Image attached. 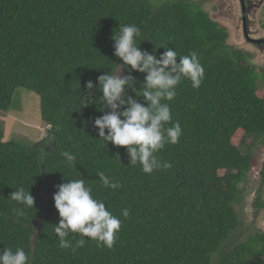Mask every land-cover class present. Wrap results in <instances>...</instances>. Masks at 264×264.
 Listing matches in <instances>:
<instances>
[{
    "label": "trees",
    "instance_id": "16d2710c",
    "mask_svg": "<svg viewBox=\"0 0 264 264\" xmlns=\"http://www.w3.org/2000/svg\"><path fill=\"white\" fill-rule=\"evenodd\" d=\"M125 24L141 29L139 47L156 48L157 58L163 47L195 51L204 68L198 89L184 79L167 101L172 122L165 127L179 122L183 134L157 153L172 167L152 174L131 165L125 147L99 138L93 123L102 93L82 105L87 81L119 71L112 36ZM228 37L195 0H0V112L25 89L40 98L49 127L47 139L27 144L5 141L0 125V252L23 247L30 264H264V232L244 231L239 213L256 152H264V68L258 74ZM131 75L142 89L145 74ZM64 151L76 156L72 165ZM98 172L120 187L105 188ZM81 178L122 221L111 249L90 238L75 247V233L72 248L60 247L53 195ZM20 187L30 188L35 207L9 198ZM254 192L258 217L264 165Z\"/></svg>",
    "mask_w": 264,
    "mask_h": 264
},
{
    "label": "clouds",
    "instance_id": "9594fccd",
    "mask_svg": "<svg viewBox=\"0 0 264 264\" xmlns=\"http://www.w3.org/2000/svg\"><path fill=\"white\" fill-rule=\"evenodd\" d=\"M118 33H114L113 55L121 62L115 63L119 71L105 72L97 78V83L86 82L88 95L82 99V105L95 102L90 97L96 92L103 107L99 108L101 116L95 118L93 127L98 130L99 138L105 144L111 142L114 146L125 147L130 157V164L141 165L145 174H152L155 170L169 169L170 162L161 161L157 153L166 144H177L183 134L179 122L172 123V112L169 103L176 96V88L182 80L187 79L193 88L198 89L204 79V68L198 54L193 51L187 55H180L176 49L169 47L159 55H155L156 48L150 53L139 47L144 40L140 39L141 29L135 24L119 25ZM179 57V62H177ZM145 74L142 89H135L137 79L131 72ZM126 88L132 89L136 97H142L144 103L131 96ZM107 130V134H105ZM61 155L70 165L76 156L68 151ZM98 177L105 188L113 190L120 185L104 172H98ZM53 195L54 206L58 210L59 223L55 225V233L59 237L60 247L72 248L70 238L73 233L78 234L75 247H83L85 238L96 241L111 249L118 239L122 221L114 215L105 202L93 195L91 185L85 179H74L56 186ZM11 200L28 208L35 207V198L30 188L25 191L23 187L14 190ZM17 215L24 214V208L14 210ZM122 216L126 219L129 210L123 209ZM0 264H30V256L23 247L4 248L0 252Z\"/></svg>",
    "mask_w": 264,
    "mask_h": 264
},
{
    "label": "rangeland",
    "instance_id": "374dc122",
    "mask_svg": "<svg viewBox=\"0 0 264 264\" xmlns=\"http://www.w3.org/2000/svg\"><path fill=\"white\" fill-rule=\"evenodd\" d=\"M195 2H200L210 18L228 30V44L243 52L247 61L257 69L259 74L260 69L264 68V54L246 42L235 28L238 21L237 16H235L237 11L234 10L235 8L238 9L236 1L195 0ZM259 11L256 16V23L260 25L257 27L261 35H264V8ZM263 88L264 86H261V89ZM0 125L5 131V141L18 139L27 144H34L49 137V127L42 120L40 98L35 93L25 89L16 92L10 111L0 112ZM256 155L259 162L256 165L257 167L250 171V179L246 187V194L249 196L245 198V201L239 207L240 218L243 223L242 228L248 234L259 231L264 232V212L256 217L254 209V191L256 190L260 168L264 165V152L258 151Z\"/></svg>",
    "mask_w": 264,
    "mask_h": 264
},
{
    "label": "flooded vegetation",
    "instance_id": "af4514ba",
    "mask_svg": "<svg viewBox=\"0 0 264 264\" xmlns=\"http://www.w3.org/2000/svg\"><path fill=\"white\" fill-rule=\"evenodd\" d=\"M235 1L238 5V9H234L237 11L235 16H237L238 20L235 28L246 42L264 54V35H261L258 28L260 25L256 23V16L260 12L259 10L264 8V0Z\"/></svg>",
    "mask_w": 264,
    "mask_h": 264
}]
</instances>
